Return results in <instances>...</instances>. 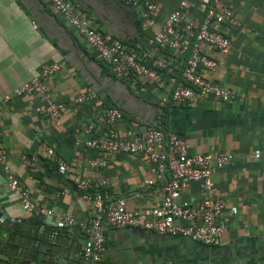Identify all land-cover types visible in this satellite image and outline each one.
Masks as SVG:
<instances>
[{"label": "crops", "instance_id": "crops-1", "mask_svg": "<svg viewBox=\"0 0 264 264\" xmlns=\"http://www.w3.org/2000/svg\"><path fill=\"white\" fill-rule=\"evenodd\" d=\"M83 15L93 18L106 34L128 46L145 44L150 32L143 29L145 2L128 0H71ZM232 9L239 27H224L233 39L229 53L211 52L219 62L215 72L203 76L232 91L237 98L220 101L211 97L194 105L159 107L163 92H133L117 79L86 40L53 8L49 0H0V144L5 149L17 178L30 190L34 202L52 210L54 216H30L21 199L6 183L0 166V225L30 226L34 221L63 229L67 240L85 245V230L79 225L63 226L61 213L71 214L85 225L95 217L92 204L82 199L75 177L92 178L94 192H103L108 207L118 198L128 209L155 205L162 200V187L146 182L156 178L155 165L141 162L137 155H113L86 148L84 130L94 125L95 134L105 129L109 109H120L125 118L116 129L146 131L150 126L183 137L191 154L231 155L223 168L214 166L212 179L217 197L234 210L229 232L219 247L205 246L185 238L128 228L109 229L104 264H264V0H222ZM161 0L155 30L169 15L183 9L189 20L200 23L202 11L195 0ZM151 58L159 54L152 53ZM60 70L43 82L52 98L66 104L60 126L36 112L43 101L39 95H14V90L50 65ZM182 64L175 65L179 74ZM95 90L99 100L76 104L77 95ZM12 95L9 101L2 98ZM81 144V145H78ZM53 148L68 166L59 172L56 160L47 154ZM262 152L256 159L254 153ZM104 156L107 166L93 169L88 162ZM106 184L102 185V180ZM184 197L203 198L199 183L188 186ZM188 258L182 263L180 258ZM83 263L82 255L79 256Z\"/></svg>", "mask_w": 264, "mask_h": 264}, {"label": "built area", "instance_id": "built-area-1", "mask_svg": "<svg viewBox=\"0 0 264 264\" xmlns=\"http://www.w3.org/2000/svg\"><path fill=\"white\" fill-rule=\"evenodd\" d=\"M53 8L76 32L82 36L100 59L111 68L117 79L125 81L129 88L138 94L151 90L163 92L159 107L194 105L200 100L211 97L220 101H232L237 95L217 83L206 79V71L215 72L219 62L211 52L227 54L233 46V39L223 30L224 27H239L232 9L222 0H195L202 11V20L197 23L189 20L183 9L173 11L160 30H155L156 12L161 0H147L143 13V29L150 32L146 43L128 46L111 34L104 33L97 22L82 14L79 7L71 0H49ZM188 0H183L186 5ZM138 5V0H128ZM159 54L151 58V54ZM182 64L179 74L175 65ZM60 70L58 64L44 67L31 80L14 90V95H39L42 103L36 112L46 117L53 126H60L65 114L66 104L55 101L50 95L44 80L54 76ZM12 95L2 98L9 101ZM99 100L95 90L76 96L75 103L85 104ZM125 118L118 108H111L105 116V129L95 134L94 125L84 130L87 139L86 148L113 155H137L141 162L154 164L156 178L146 182L155 186L158 179L167 175L162 187V200L155 205L141 209L129 210L127 200L118 198L108 207L104 204L103 194L91 195L93 179L74 178L82 191V199L91 203L95 217L90 225L79 223L74 216L67 213L59 215L63 226L79 225L85 230V245L82 252V264H101L107 252L106 233L109 229L125 230L136 228L155 232L161 236L189 239L210 247H219L224 236L229 232L234 210H226V202L217 197L215 183L212 179L214 166L223 168L233 156L219 154H191L188 142L174 132H165L156 126L146 131L126 130L120 134L116 126ZM78 145H81L78 143ZM47 154L54 158L59 172L66 174L67 163L57 156L53 148H47ZM256 159L262 157L261 151L254 153ZM93 169L104 168L107 160L104 156L90 159ZM0 166L6 176L9 189L19 196L22 208L30 216H54L52 210L34 202L30 190L17 178L8 155L0 144ZM199 183L203 198L189 200L184 197L188 186ZM106 180H102V185Z\"/></svg>", "mask_w": 264, "mask_h": 264}, {"label": "water", "instance_id": "water-1", "mask_svg": "<svg viewBox=\"0 0 264 264\" xmlns=\"http://www.w3.org/2000/svg\"><path fill=\"white\" fill-rule=\"evenodd\" d=\"M0 225V264H80L81 245L67 240L63 229Z\"/></svg>", "mask_w": 264, "mask_h": 264}, {"label": "trees", "instance_id": "trees-1", "mask_svg": "<svg viewBox=\"0 0 264 264\" xmlns=\"http://www.w3.org/2000/svg\"><path fill=\"white\" fill-rule=\"evenodd\" d=\"M95 193H97V192H94V194H95ZM100 193H101V192H100ZM102 193H103V192H102ZM34 222H35V223H33V224L30 225V226H38V225H41V224H40L39 222H37V221H34ZM21 226H27V225H20V226H19V229H20ZM102 262H103V261H102ZM102 262H101V264H104V263H102Z\"/></svg>", "mask_w": 264, "mask_h": 264}, {"label": "flooded vegetation", "instance_id": "flooded-vegetation-1", "mask_svg": "<svg viewBox=\"0 0 264 264\" xmlns=\"http://www.w3.org/2000/svg\"><path fill=\"white\" fill-rule=\"evenodd\" d=\"M176 238H178V237H176ZM180 238V237H179ZM181 259V261H182V263H184V262H188V258H186V257H184V258H180Z\"/></svg>", "mask_w": 264, "mask_h": 264}]
</instances>
